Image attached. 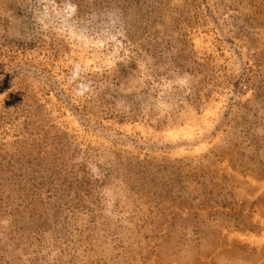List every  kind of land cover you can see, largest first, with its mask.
<instances>
[{
    "label": "rangeland",
    "instance_id": "obj_1",
    "mask_svg": "<svg viewBox=\"0 0 264 264\" xmlns=\"http://www.w3.org/2000/svg\"><path fill=\"white\" fill-rule=\"evenodd\" d=\"M0 264H264V0H0Z\"/></svg>",
    "mask_w": 264,
    "mask_h": 264
}]
</instances>
